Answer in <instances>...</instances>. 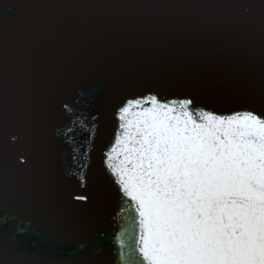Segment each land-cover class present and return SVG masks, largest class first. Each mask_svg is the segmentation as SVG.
Listing matches in <instances>:
<instances>
[{
  "label": "water",
  "instance_id": "95a60500",
  "mask_svg": "<svg viewBox=\"0 0 264 264\" xmlns=\"http://www.w3.org/2000/svg\"><path fill=\"white\" fill-rule=\"evenodd\" d=\"M149 93L264 116V0H0V264H141L103 160ZM76 116L91 142L61 134Z\"/></svg>",
  "mask_w": 264,
  "mask_h": 264
},
{
  "label": "snow or ice",
  "instance_id": "6c2138e0",
  "mask_svg": "<svg viewBox=\"0 0 264 264\" xmlns=\"http://www.w3.org/2000/svg\"><path fill=\"white\" fill-rule=\"evenodd\" d=\"M115 115L103 163L120 196L121 260L134 253L141 264H264V116L154 93L126 99ZM77 128L91 142L95 117L70 120L61 133L68 143Z\"/></svg>",
  "mask_w": 264,
  "mask_h": 264
}]
</instances>
